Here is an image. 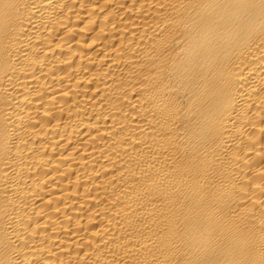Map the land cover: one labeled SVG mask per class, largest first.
<instances>
[{"label":"bare ground","instance_id":"6f19581e","mask_svg":"<svg viewBox=\"0 0 264 264\" xmlns=\"http://www.w3.org/2000/svg\"><path fill=\"white\" fill-rule=\"evenodd\" d=\"M0 264H264V0H0Z\"/></svg>","mask_w":264,"mask_h":264}]
</instances>
